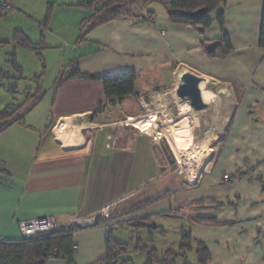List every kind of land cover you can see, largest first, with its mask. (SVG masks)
I'll use <instances>...</instances> for the list:
<instances>
[{
  "label": "crops",
  "instance_id": "0c3cea01",
  "mask_svg": "<svg viewBox=\"0 0 264 264\" xmlns=\"http://www.w3.org/2000/svg\"><path fill=\"white\" fill-rule=\"evenodd\" d=\"M78 1L50 3L46 15L41 0H0V44L7 45V54L15 53L23 69L13 80L38 79L37 87L25 90L40 87L43 92L36 104L26 102L25 90L7 89L2 99L0 111L10 104L24 106V123L15 122L0 133V240H20L24 221L54 217L65 225L80 217L93 224L74 233V264H102L108 233L127 227L160 232L150 245L141 238L138 244L116 240L112 232V239L134 246L130 251L142 256L141 264L147 260V253L138 250L141 244L160 256L171 249L179 252L183 232L193 238L188 260L193 252L195 260L190 263H198L202 243L210 253L205 264H264V0H226L211 13L212 23L203 33L171 21L162 4L146 0H128L130 17L89 29L93 11ZM220 12L224 27L217 20ZM17 31L44 43L40 55L13 42ZM224 33L232 49L225 56L212 55L209 43L220 41ZM75 67L95 76L135 71V93L112 104L102 80L83 78L69 79L55 91L60 72ZM188 71L207 81L201 91L208 107L198 112L215 109L216 121L223 123L209 168L192 185H182L179 211L163 199L134 213L129 208L125 216L102 215V209L117 203L119 188L134 182L140 166H150V181L155 180L157 145L132 120L145 113L147 99L168 91L173 82L176 89ZM100 103L102 111L96 112ZM163 215L186 222L178 229L179 242L169 240L156 222ZM129 254L121 261L135 264ZM46 264L69 262L51 259Z\"/></svg>",
  "mask_w": 264,
  "mask_h": 264
},
{
  "label": "trees",
  "instance_id": "16d2710c",
  "mask_svg": "<svg viewBox=\"0 0 264 264\" xmlns=\"http://www.w3.org/2000/svg\"><path fill=\"white\" fill-rule=\"evenodd\" d=\"M146 1H155L162 4L167 10L171 21L190 25L201 33L211 25V13L226 2V0ZM78 5L93 11L91 17L87 19L88 21L86 20L87 22H91L89 29L120 17H130L132 15V9L130 7L128 8V0H79ZM202 8H205V14L201 18H194L192 13ZM48 16L50 15L48 14ZM217 20L220 25L224 27V12L218 14ZM87 30L88 28L84 30L83 34H85ZM13 42L21 47L34 51L37 55H40V51L45 47L43 42L34 43L30 41L21 31H17L14 34ZM2 45L3 44H0V47ZM260 45L264 47V4L260 25ZM231 49L232 43L230 37L228 34L224 33L221 40L218 41V46L212 55L225 56ZM10 61L18 68L20 74H22L23 69L20 67L15 53L11 54ZM6 77H8L6 74L0 75V79ZM75 78L102 80L107 99L110 103L115 104L135 93L137 73L135 71H126L104 76H95L84 73L75 67L69 72L63 70L60 72L55 82V91L67 80ZM17 86L16 82L11 83L9 90L16 92ZM24 96L26 102L36 104L42 99L43 92L40 87H38L36 91L28 88L24 91ZM102 108L103 106L100 103L96 112H101ZM23 110V105L15 104H10L1 110L0 133L15 122L24 123L23 117L20 116ZM49 128L50 124L48 125V129ZM208 221L211 222V220ZM84 228L85 227L78 225L72 227L70 233H66L64 230H57L43 232L27 239L21 238L15 241L0 240V264H46L51 259H65L69 264H74V252L76 249L74 233ZM192 243V236L189 233L183 232L179 252L171 249L166 251L164 256H160L156 249H149L143 244L138 247V250L147 253L145 264H178L179 257L184 258L183 264H196L190 263L188 260V252L192 250L193 247ZM129 251V246L114 241L108 233L106 238V255L101 262L102 264H128L127 260L121 261V257L127 255ZM196 252L198 256L197 264H205L210 259V253L204 244L199 243Z\"/></svg>",
  "mask_w": 264,
  "mask_h": 264
},
{
  "label": "rangeland",
  "instance_id": "374dc122",
  "mask_svg": "<svg viewBox=\"0 0 264 264\" xmlns=\"http://www.w3.org/2000/svg\"><path fill=\"white\" fill-rule=\"evenodd\" d=\"M36 1L39 2V0ZM132 1L140 2L141 0ZM63 2L69 3L72 2V0H41L42 5L46 7V15L48 13L50 3L63 4ZM132 6L133 5L130 4L128 5V8L130 7L132 9ZM159 7L161 6L159 5ZM6 46L5 48L4 46L0 47V74L3 72L2 70H5V72L11 77L8 76L6 78L0 79V108L4 107V105L3 107L1 105L2 99L6 98L7 94L5 93H7L6 90L9 89L11 83L18 81L16 82L18 85L17 90L22 92L28 86H38V79L32 80L27 76L26 78L20 77L21 79L13 80L12 76L16 75L17 73L19 74L20 71L10 61L11 54L6 53ZM26 50L32 52L29 49ZM33 53L35 52L33 51ZM20 60L22 63L27 65L26 57L23 54L20 55ZM43 67H45V65ZM28 68L26 70L27 74L29 73ZM20 75L21 74H19V76ZM172 84H174V82L171 83V87L168 91L155 94V96H158L156 98V102L153 100V103L150 104L151 100L147 99V104H149V106L147 107L145 113L140 116V118H154V120L151 121L148 131L155 132L156 130H159L162 137L161 144L164 149V153L160 151L158 146L155 147L156 157L158 160V164H156L158 170L157 167L155 168V180L150 181L153 174L149 169L150 166H147L146 169H144L145 167L142 168L140 166L138 176L134 182L129 186H121V188H119V190L115 193L114 196H117L119 199L117 203L111 207V216L114 215V212H120L121 216H125L126 213L124 211H131L129 208H131L132 213H134L140 209L150 207L152 205L151 203L162 201L163 199L169 200L173 206H176L175 210L179 211L178 207L180 204L177 202V196L180 192H183L182 185H192L194 179L197 180L200 175L209 168L215 156L218 143L220 142V137H218L217 134L221 132L220 129L223 124L216 121L217 111L214 109L198 112L190 106L186 113H181L182 106L188 102L186 101L176 104L170 101L168 95L174 90ZM19 92L17 94L18 98L21 97ZM166 115L168 116L169 120L165 119V122H163L162 119L165 118ZM184 117L187 119L186 129L189 132H185L182 135L183 142L175 148L168 137V133H170V127ZM180 156H183L187 159L183 161V157ZM183 162L187 166H190V169L193 172L192 175L190 172L184 170V167L182 166ZM133 190L134 193H132ZM153 196L158 197L153 202H150ZM156 222L166 229L167 238L169 240L171 239V241L176 242L180 241L178 229H181V226H183V228L186 226V222H183L181 218L178 216L163 215ZM122 225H124V223ZM112 232L113 237L116 240L118 237H122L124 240H127L129 244H131V242L138 244L137 239L141 238L145 244L150 245L152 238L156 241L160 237V232L156 233L154 229H132L131 227L114 229L111 231V237ZM115 239L114 241H116ZM133 247L134 246L131 248ZM129 253V255L134 258L135 264H141V255L137 254V252H134L133 250ZM189 260L191 262L195 260L194 252L190 253Z\"/></svg>",
  "mask_w": 264,
  "mask_h": 264
},
{
  "label": "built area",
  "instance_id": "2783aa9c",
  "mask_svg": "<svg viewBox=\"0 0 264 264\" xmlns=\"http://www.w3.org/2000/svg\"><path fill=\"white\" fill-rule=\"evenodd\" d=\"M148 21L153 22L154 18L153 16L148 17ZM158 96L152 95L150 97V104L153 103V100L156 102V98ZM162 100V99H160ZM149 104H147V107ZM139 119V118H138ZM136 120V119H135ZM133 125L134 122H133ZM136 126V125H135ZM137 127V126H136ZM139 128V127H138ZM141 132L148 134L151 139L156 143V145L159 147L160 151L164 153V149L162 147L161 141L162 137L159 133V130H156L155 132H150L148 130H143L139 128ZM110 210L111 207L108 206L100 212L102 215L108 217L110 216ZM93 224V220L91 219H85V218H78L73 217L71 218L65 225L60 224L54 217H40L35 218L29 221H24L19 224V229L22 235V238H31L37 234L48 232V231H57V230H64L66 233H70V229L74 226H81V227H87L89 225Z\"/></svg>",
  "mask_w": 264,
  "mask_h": 264
},
{
  "label": "water",
  "instance_id": "95a60500",
  "mask_svg": "<svg viewBox=\"0 0 264 264\" xmlns=\"http://www.w3.org/2000/svg\"><path fill=\"white\" fill-rule=\"evenodd\" d=\"M205 8L199 9L192 13L194 18H201L205 14ZM218 46V41L209 43L208 50L214 52ZM205 78L193 72H185L181 76V82L176 89L169 93L168 98L176 104L188 102L195 111H201L208 107V103L204 99L201 91V82ZM264 188V185H263Z\"/></svg>",
  "mask_w": 264,
  "mask_h": 264
},
{
  "label": "bare ground",
  "instance_id": "6f19581e",
  "mask_svg": "<svg viewBox=\"0 0 264 264\" xmlns=\"http://www.w3.org/2000/svg\"><path fill=\"white\" fill-rule=\"evenodd\" d=\"M207 82V81H206ZM205 81H202L201 82V89L204 88V85L206 83ZM202 95L204 97V99H206L205 95H204V92L202 90ZM206 95H208L210 97V92H206ZM207 100V99H206ZM188 108H190V104H185L184 106H182L181 108V113H186ZM165 119H168V116L166 115L165 118L162 119L163 122H165ZM154 120V118H146V117H142V118H139V119H136V120H132L134 122V124L143 129V130H148L149 127H150V124H151V121ZM169 120V119H168ZM162 122V123H163ZM187 123V119L186 117L182 118L180 121L176 122L175 124H173L170 128V133L169 134V139L171 141V143L173 144V146L176 148V146L180 145L182 142H183V139H182V135L185 133V132H189L186 127ZM164 125V123H163ZM166 129V128H165ZM169 129V128H168ZM162 131V130H161ZM160 133V132H159ZM161 134V133H160ZM163 135V134H162ZM191 136V135H190ZM189 138V137H188ZM179 149V148H178ZM178 154V153H177ZM179 155V154H178ZM180 157H183V156H180ZM187 158L183 157L182 160L185 161ZM182 166L184 167V170L188 171L191 173V175L193 174L192 170L190 169V166H187L184 162L182 163ZM197 180L194 179L193 183H195Z\"/></svg>",
  "mask_w": 264,
  "mask_h": 264
}]
</instances>
